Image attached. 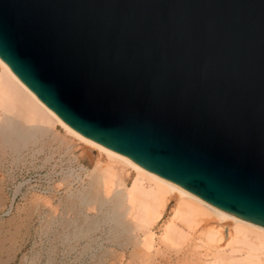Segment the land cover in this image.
<instances>
[{
	"label": "water",
	"instance_id": "obj_1",
	"mask_svg": "<svg viewBox=\"0 0 264 264\" xmlns=\"http://www.w3.org/2000/svg\"><path fill=\"white\" fill-rule=\"evenodd\" d=\"M0 61L77 133L264 228V0H0Z\"/></svg>",
	"mask_w": 264,
	"mask_h": 264
},
{
	"label": "rangeland",
	"instance_id": "obj_2",
	"mask_svg": "<svg viewBox=\"0 0 264 264\" xmlns=\"http://www.w3.org/2000/svg\"><path fill=\"white\" fill-rule=\"evenodd\" d=\"M47 136L35 146L28 145L18 157L3 149L0 139V211L7 210L8 214L0 219V264H212L214 260H222L226 264L246 256L248 248L238 243L240 237L237 238L233 230L205 217H196L192 229L176 220L175 210L180 211L181 205L179 199L172 196H168L162 219L152 230L154 249L147 253L148 256L133 254L134 247L125 245L124 237L118 236L114 243H108L106 237L110 229L103 223L99 224L100 229L88 236L89 240L87 236L80 238L82 226L85 228L91 224L90 221L102 219L95 209L81 204L80 196L88 190L93 174L90 172L95 164L102 165L106 159L95 150L85 148L58 125ZM126 177L127 184H130L132 171ZM36 195L42 196L51 206L47 203H42L46 207H41V203L36 205ZM171 222L186 235L178 246H170L161 239L166 225H169L167 223ZM216 231L215 242L219 245L214 242L211 246L205 236ZM91 239L95 240L90 242ZM252 240L251 237L247 242L254 243ZM229 252L234 253L231 255ZM258 256L264 262V252Z\"/></svg>",
	"mask_w": 264,
	"mask_h": 264
},
{
	"label": "bare ground",
	"instance_id": "obj_3",
	"mask_svg": "<svg viewBox=\"0 0 264 264\" xmlns=\"http://www.w3.org/2000/svg\"><path fill=\"white\" fill-rule=\"evenodd\" d=\"M57 125L62 127L71 137L73 136L79 140L85 148L95 150L97 154L104 156L106 159L102 165L95 164L93 170L90 172L93 174L90 176L88 190L85 192V195L80 196L81 204L92 210L95 209L98 216L102 217V219H96L98 222L90 221L91 224L87 223L88 225L85 228L81 225L82 228L81 226L79 227L82 229L79 231L80 238H86L87 236L86 239L89 240L88 236L93 235L97 228L100 229L99 224L103 223L110 229V231L108 229L109 232L106 237L108 243H114L118 236L124 237V242L126 241L125 245L130 244L134 247L132 250L133 254H150L152 249H154L155 242V235L152 230L162 219V213H164L163 210L168 196H172L176 200L179 199L181 205L180 211L175 210L174 218L182 221L187 227L189 226L191 228L193 220L195 224L196 217H205L208 221H214L227 229L233 230L236 237H240L238 238V240L240 239L238 243L248 248L246 256L244 255L245 257L241 258V260L238 259L239 261L233 260L231 263L227 262L226 264H262L260 262H263V260L261 259L262 261H260L258 255L264 252L263 227L238 220L233 215L206 204L197 197L140 169L128 158L112 153L104 146L77 133L60 120L50 109L44 106L12 74L10 69L0 61V139L3 149H8L14 156L18 157L28 145L35 146L34 144L39 143V140L43 137H48L47 135L50 132L52 133L54 127ZM131 171L133 173V179L130 184H127L128 181L126 182L125 177L130 176ZM18 191L19 187L16 189L15 194ZM40 197L42 198V196ZM41 198L38 197L35 199L36 205L37 203H41V207H46L42 203L50 205V202L48 203V201L46 202ZM93 221L95 220L93 219ZM167 224L169 225H166L161 239L169 243L170 246H178L179 241L184 237L183 235L185 233L180 232L182 230L173 222ZM186 226L185 228H187ZM190 228H188V231H190ZM217 235L216 231L209 233L207 235L208 237L205 236L208 240L205 239L211 243L207 244L212 246ZM75 236H77L76 233ZM251 237L255 240L254 243L247 242ZM94 240L91 239L90 242ZM232 241L229 240L230 244H232ZM217 245L219 244L217 243ZM236 251L238 252V250ZM233 253L230 254L232 255ZM213 262L212 264H225L222 260H214Z\"/></svg>",
	"mask_w": 264,
	"mask_h": 264
},
{
	"label": "built area",
	"instance_id": "obj_4",
	"mask_svg": "<svg viewBox=\"0 0 264 264\" xmlns=\"http://www.w3.org/2000/svg\"><path fill=\"white\" fill-rule=\"evenodd\" d=\"M8 214H7V210L5 211H0V219L6 217Z\"/></svg>",
	"mask_w": 264,
	"mask_h": 264
}]
</instances>
